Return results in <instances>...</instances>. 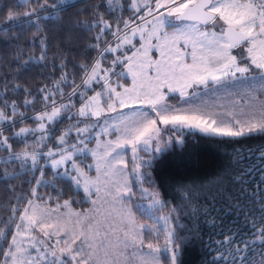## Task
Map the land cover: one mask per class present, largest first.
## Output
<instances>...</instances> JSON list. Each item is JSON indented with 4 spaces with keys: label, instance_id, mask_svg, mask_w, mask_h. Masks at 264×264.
Returning <instances> with one entry per match:
<instances>
[{
    "label": "snow or ice",
    "instance_id": "1",
    "mask_svg": "<svg viewBox=\"0 0 264 264\" xmlns=\"http://www.w3.org/2000/svg\"><path fill=\"white\" fill-rule=\"evenodd\" d=\"M85 2L0 0L9 45L0 54V181L15 194L0 221V264H185L198 245L199 264H264V143L247 148L261 164L255 187L241 145L203 203L204 185L180 184V204L169 207L152 172L189 133L264 140V0ZM33 72L34 87L22 79ZM210 86L239 89L243 103L223 113L194 103ZM40 188L55 190V206ZM80 189L92 205L84 211L73 208ZM189 206L192 227L180 224ZM201 215L216 233L208 243Z\"/></svg>",
    "mask_w": 264,
    "mask_h": 264
},
{
    "label": "trees",
    "instance_id": "2",
    "mask_svg": "<svg viewBox=\"0 0 264 264\" xmlns=\"http://www.w3.org/2000/svg\"><path fill=\"white\" fill-rule=\"evenodd\" d=\"M78 1V0H77ZM101 0H92V3H100ZM69 4H80L82 7H88L85 0L80 2H71L68 0ZM79 8H72L71 11H79ZM131 12L125 11L123 15L125 18L129 16ZM67 14V13H66ZM59 16V13H54L50 19L55 20ZM2 25V22H0ZM14 35V33H12ZM90 37L85 35L81 39L78 48H85L87 41ZM27 39V37H26ZM9 50V45L5 42V37L0 35V54ZM94 54V50H92ZM84 55V53H80ZM10 58V57H9ZM92 55H88V59L91 60ZM79 62V58L77 59ZM23 81L29 86H36L41 83L38 75L33 72L30 76H23ZM37 107L40 105L37 104ZM31 114V113H29ZM24 126V125H21ZM67 127V122L61 125V128ZM54 139V138H53ZM94 140L92 141V143ZM91 143V144H92ZM264 140L261 139H246L240 142V144H235L230 142L227 138L216 137V136H206L202 133H189L186 134V147L184 150L179 148L170 149L168 153L165 154L164 158L156 163L155 167L152 169L153 179L156 181V186L161 192L162 198L168 202V206L172 207L174 205H179L181 200V194L179 190V185L184 184L189 187L200 188L204 185L205 188L200 191L201 202L203 203V197L207 195V189L212 187L213 181L218 173L228 164L234 149L243 145V151L245 155L244 167H252L253 172L249 177H247L248 184L251 187H255L260 181V168L261 164L257 163L256 156H249L247 152L248 147H259ZM147 158L146 154H141ZM83 166L87 169V166L91 163V157L88 156L86 159L84 157L80 158ZM128 161V169L130 171V166L132 165V160L129 155L126 156ZM93 170L89 172L92 174ZM39 175V173H36ZM17 189L21 188V182L19 180L14 181ZM144 186H148L145 184ZM61 185H57L60 188ZM29 188L28 184L23 185V191H27ZM39 194L48 200L49 195L52 199L50 201L51 206H54L57 202L55 190L52 188H40ZM14 193L10 192L3 181H0V221L7 219L10 215L9 206L14 203ZM67 188L64 189V194L61 196L59 202L62 203L64 199H67ZM73 208L77 211H84L90 206V201L86 198L85 193L82 190L78 191V194L72 196ZM141 200L139 195L135 198V203L139 204L137 201ZM143 206H146L144 204ZM219 207V205H217ZM190 210L185 209L181 213L180 224H187L189 227L193 226V221L190 220L186 214ZM138 222L147 221L143 219L139 213ZM198 227L201 230V235L203 236L204 242L208 243L210 238L214 240L216 238V233L213 232L212 228L206 223V219L203 215L200 216L198 221ZM163 243L162 239L160 240ZM7 246L6 244L4 245ZM144 251H148L146 248ZM202 249L198 245L195 252L189 250L185 255V264H199Z\"/></svg>",
    "mask_w": 264,
    "mask_h": 264
},
{
    "label": "rangeland",
    "instance_id": "3",
    "mask_svg": "<svg viewBox=\"0 0 264 264\" xmlns=\"http://www.w3.org/2000/svg\"><path fill=\"white\" fill-rule=\"evenodd\" d=\"M69 1L75 2L77 0H69ZM130 15H132V13H130L129 16ZM138 41H139V37H136L134 39V43H138ZM253 71H256V70H253ZM237 92H239V89H231L230 87H227V86H219L218 90H213L211 88V86H210L207 91H205L203 89V87H201V89H200L201 99L195 100L194 103L200 104V103H202V101H207L208 105L210 106V108H212V110H214V111H216L218 113H223L225 111L231 110L233 108V104H234L235 101L240 100V103L241 104L243 103V100H241L240 96L237 95ZM260 99H264V94H261ZM238 107H239V105H237V108ZM97 131H99V129H97ZM107 138L114 139L115 136L113 135L112 137H105V139H107ZM89 147H95V140H94V142L92 144L89 145ZM128 155H129L130 159L132 160V156H131L130 150L128 151ZM92 163H93V161H92V158H91V163L90 164H92ZM131 169H132V165L130 166V171H131ZM92 170H93V173L89 174V175L94 177L96 175L95 168L93 167ZM61 171H63V169H61ZM80 190H82V189H80ZM93 196L94 197H92V198L95 199L96 198L95 192H93ZM137 202L140 205L146 204V206H147V204H148L147 200H138ZM139 223H148V221H143V222H139ZM162 241H163V239H162ZM162 244L163 243H161V245Z\"/></svg>",
    "mask_w": 264,
    "mask_h": 264
},
{
    "label": "crops",
    "instance_id": "4",
    "mask_svg": "<svg viewBox=\"0 0 264 264\" xmlns=\"http://www.w3.org/2000/svg\"><path fill=\"white\" fill-rule=\"evenodd\" d=\"M125 159H126V157H125ZM128 170H129V169H128ZM93 197H94V196H93ZM91 207H92V205H91V203H90V206H89L88 208H91ZM88 208H87V209H88ZM145 252H147V251H145Z\"/></svg>",
    "mask_w": 264,
    "mask_h": 264
},
{
    "label": "water",
    "instance_id": "5",
    "mask_svg": "<svg viewBox=\"0 0 264 264\" xmlns=\"http://www.w3.org/2000/svg\"><path fill=\"white\" fill-rule=\"evenodd\" d=\"M80 1H82V0L75 1V3L80 2Z\"/></svg>",
    "mask_w": 264,
    "mask_h": 264
}]
</instances>
